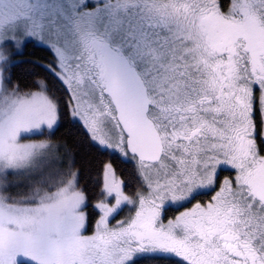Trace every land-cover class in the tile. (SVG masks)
<instances>
[{"label":"snow or ice","instance_id":"obj_1","mask_svg":"<svg viewBox=\"0 0 264 264\" xmlns=\"http://www.w3.org/2000/svg\"><path fill=\"white\" fill-rule=\"evenodd\" d=\"M28 41L38 90L12 76ZM65 116L131 165H103L94 223L60 146L26 139ZM145 257L264 264V0H0V264Z\"/></svg>","mask_w":264,"mask_h":264},{"label":"trees","instance_id":"obj_2","mask_svg":"<svg viewBox=\"0 0 264 264\" xmlns=\"http://www.w3.org/2000/svg\"><path fill=\"white\" fill-rule=\"evenodd\" d=\"M224 2L227 3V0H224ZM22 48L21 52L15 56L18 61L12 69L13 80L20 83L26 89H31L37 78L55 82V78L44 67L52 60V53L42 45L33 44V41H28ZM52 136H54L58 145L60 144L66 148L69 157H71L72 164L78 168L79 186L86 187L87 193L90 196L88 207L85 210L93 217L94 223V219L97 217L95 216L92 205L97 200L98 193L101 189L102 168L106 157L104 153L98 152L91 145L79 124L72 122L68 116H65L61 126L55 130ZM112 163L113 167L117 169L119 177L126 181L132 179L131 175L127 179L124 177L129 174V170L131 173V169L127 168L128 166L125 163L121 161H112ZM82 173H84L83 176H81ZM232 175H234L233 172L225 170L221 173V179L225 176ZM133 190H136V188ZM204 199H208V197H204ZM128 209L129 207H125L119 216L122 217ZM176 212V210L172 209L169 210L167 215L168 217H172ZM137 264H166V262L145 257L139 259Z\"/></svg>","mask_w":264,"mask_h":264},{"label":"rangeland","instance_id":"obj_3","mask_svg":"<svg viewBox=\"0 0 264 264\" xmlns=\"http://www.w3.org/2000/svg\"><path fill=\"white\" fill-rule=\"evenodd\" d=\"M32 42V41H31ZM33 44H37V43H35L34 41H33ZM37 45H39V44H37ZM23 48H21L20 49V51L19 52H21V50H22ZM14 60L15 61H18L17 60V58L16 57H14ZM41 78H37L35 81H37V80H40ZM26 89V88H25ZM32 90H38V87L36 86V84L34 83V85L32 86V88H31ZM27 90V89H26ZM59 94H61V93H59L58 92V95ZM64 95H66V94H64ZM26 139H30V140H43V139H50L51 141H53L54 143H57L56 142V139L54 138V136H49L48 134H47V129H45V135H43V136H40V135H29V136H27L26 137ZM58 144V143H57ZM59 152H58V160L54 163V165H53V168H55V169H67L69 166H72V170L73 171H77L78 173H79V171H78V168H76V166H74L73 164H72V160H71V157H69V155H68V153H67V151H66V148H64L62 145H60L59 144ZM63 147V149H61ZM104 156L106 157L104 160H105V162H104V164L105 163H108V162H111L112 163V161L113 162H115V161H117V162H120V160H118V159H116V158H114V157H112V156H110V155H108L107 153H104ZM126 166H128L127 168H129V169H131V165H128V164H126ZM128 175L127 176H124L126 179H127V177H129L130 175H131V173H130V170L128 171ZM83 174L84 173H82V175L81 176H83ZM116 174H117V169H116ZM117 177L119 178V179H122L123 180V178H121V177H119L118 176V174H117ZM102 178V177H101ZM129 179V178H128ZM101 187H102V185H101ZM134 188H137V185L135 184V182L133 181V183H132V185H131V187L130 188H127L126 189V191H128L129 189H131V190H129V191H132ZM96 202V201H95ZM95 202H94V204H95ZM129 208H130V206H129ZM181 210H183V209H181ZM86 211V210H85ZM129 214V209L127 210V212L122 216V217H120V216H117V218H116V220H119V219H122V218H124L126 215H128ZM176 214H178L177 212L175 213V215ZM174 216V215H173ZM98 218V217H97ZM169 218H171V217H169ZM116 220H112L111 221V223L112 224H115L116 223Z\"/></svg>","mask_w":264,"mask_h":264}]
</instances>
